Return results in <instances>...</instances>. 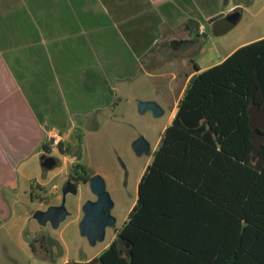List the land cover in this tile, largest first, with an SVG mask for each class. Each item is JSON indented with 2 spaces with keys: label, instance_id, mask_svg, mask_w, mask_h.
Instances as JSON below:
<instances>
[{
  "label": "rangeland",
  "instance_id": "rangeland-1",
  "mask_svg": "<svg viewBox=\"0 0 264 264\" xmlns=\"http://www.w3.org/2000/svg\"><path fill=\"white\" fill-rule=\"evenodd\" d=\"M27 1L41 19L46 16L43 15L44 11H48L51 19H58L62 11L47 1L46 8L42 7L44 0ZM71 1L76 4L83 2L81 11L84 17L80 14L77 19L82 16L86 20L83 26L88 33L83 40L62 41L61 48L66 53L57 63L60 68L57 71L61 77L63 99L68 106L79 105L88 113L71 115L69 120L64 121L66 127L70 126L74 130V134L71 132L60 136L63 143L61 147L65 150L74 144L73 150L79 149L81 153L79 162L91 175L97 174L104 179L106 191L113 202L111 215L116 223L106 229L104 240L95 246H91L81 236L78 228L82 218L81 207L86 201L95 200L88 182H79L77 193L65 197L69 216L58 229L54 230L50 225L40 226L31 219L39 208L45 210L43 208L48 203L61 202L62 186L69 179L71 170L70 162L63 161L64 153L60 150L46 155L56 159L55 167L49 170L42 167L45 155L38 152L44 140L37 135L31 150L19 160L17 196L13 191L9 200V204H15L7 214L4 211L0 213V264H67L86 262L99 255L110 244L114 232L122 226L131 211L140 178L151 161L163 130L171 123L173 102L178 92L172 74L181 72L183 67L187 68L189 65L186 62L190 61L200 67L213 64L219 61L218 55L224 56L235 47L264 36V0H227L221 6L211 0L203 6L209 13H215L219 8L227 10L233 4H241L243 9L215 24L197 15L199 24L206 29V35L199 38L200 43L177 42L171 45V41H164L153 49L152 56L138 62L133 60L123 40L111 30L93 0ZM66 11L67 17L75 15L72 8ZM18 25L23 28L22 24H16L10 11L0 4V47L4 50L15 49L28 42L30 32L14 31V27L20 28ZM90 27L96 30H90ZM145 42L148 44L150 41ZM172 59L175 62H169ZM52 89L53 94L54 86ZM110 100L112 103L109 105ZM139 101L155 102L164 113L159 117H154L149 110L140 114L137 109ZM92 108L94 110L89 111ZM256 120L260 121L259 118ZM60 121L63 122L62 119ZM258 121L260 125L264 119L260 123ZM139 137L149 143L148 154L137 156L134 153L132 143ZM19 138L21 142L24 140L22 135ZM61 166L63 174L59 172ZM46 181L50 182L48 185L57 184L55 191L48 195L50 186L40 188L35 185L34 196L36 193L41 194L48 202L31 200L30 183L42 185ZM56 195L58 201L54 200Z\"/></svg>",
  "mask_w": 264,
  "mask_h": 264
},
{
  "label": "trees",
  "instance_id": "trees-1",
  "mask_svg": "<svg viewBox=\"0 0 264 264\" xmlns=\"http://www.w3.org/2000/svg\"><path fill=\"white\" fill-rule=\"evenodd\" d=\"M193 68L116 238L67 264H264V122L251 117L264 107V38ZM61 146L69 177L86 184L80 150Z\"/></svg>",
  "mask_w": 264,
  "mask_h": 264
},
{
  "label": "crops",
  "instance_id": "crops-1",
  "mask_svg": "<svg viewBox=\"0 0 264 264\" xmlns=\"http://www.w3.org/2000/svg\"><path fill=\"white\" fill-rule=\"evenodd\" d=\"M45 1L52 3V7L61 8L62 11H60L58 19H51L47 13L48 11H44L43 15L46 16H43V19L39 15L36 16L31 3L27 0L0 2L10 11L16 24L23 25L22 29L19 25L20 28L14 27V31H28L31 34L28 42L23 46L11 50H4L0 47V213L4 211L7 214L8 210L15 204H9V200L13 196V191L17 196L19 160L29 149L31 150L36 141L35 137L39 135L44 140L41 145L42 149L38 154H44L46 157L44 146L47 147L46 138L48 133L53 130L60 136L66 133L69 135L74 130L70 126L69 128L66 127L64 121L69 120L71 115L88 113L79 105L76 107L74 105L68 106L63 99V90L60 84L61 77L58 74L60 68L57 65L66 53L65 49L61 48L62 41L77 38L83 40L88 33V30H84L83 26V24H86L81 11L83 2L76 4L71 0H60V2L44 0L45 4H42L44 8H46ZM93 1L100 8L111 30L123 40L133 60L138 62L152 56L153 49L160 46L164 41H171V45L177 42L194 45L200 43L199 38L206 35V29L199 24L197 15L215 24L226 16L243 9L241 4H233L227 10L219 8L215 13H209L204 10L203 6L210 3L211 0ZM214 1L218 6H221L225 5L227 0ZM71 8L75 10V15L67 17L66 10H71ZM80 14L83 17L77 19ZM221 14H223L221 18L214 19ZM200 26L204 27L203 33L198 30ZM90 30L96 29L90 27ZM263 38L264 36L241 44L224 56L218 55L219 61L213 64L200 67L195 63L199 69L198 72L221 63L239 47ZM145 41L150 42L147 44ZM171 61L175 62L174 59L169 62ZM186 64L189 65L187 68L183 67L181 72L176 71L175 74H172L173 81L177 83L178 92L173 102L174 109L170 117L171 121L176 114L178 102L189 79L197 73L193 68L192 61L190 63L186 62ZM191 67L192 70H190ZM53 86L54 92L52 94ZM51 95H54L55 98H52ZM111 103L110 100L109 105ZM93 110L94 108L89 111ZM61 119L63 122L60 121ZM20 135L24 137L22 142L19 138ZM73 145L69 146L73 147ZM20 151H22L21 155ZM67 156L70 157V155L64 154L62 159L64 162H70L71 168L74 158L71 157V159ZM63 170V166H61L59 172L63 174ZM48 183L50 182L46 181L42 185L37 182L30 183V199L36 201L34 194L32 195V190L36 186L40 188L50 186L47 192L48 195L54 192L57 184L48 185ZM54 200L58 201L57 195ZM53 204L56 205L57 202H50L43 209ZM119 229L114 232L111 242L116 238Z\"/></svg>",
  "mask_w": 264,
  "mask_h": 264
},
{
  "label": "water",
  "instance_id": "water-1",
  "mask_svg": "<svg viewBox=\"0 0 264 264\" xmlns=\"http://www.w3.org/2000/svg\"><path fill=\"white\" fill-rule=\"evenodd\" d=\"M223 14L216 16L214 19L221 18ZM137 109L140 114L149 110L154 117L161 116L164 111L152 101L137 102ZM258 110V109H256ZM254 111V110H253ZM251 112L252 121L255 126L264 119V107L258 112ZM132 149L137 156L148 154L150 151L149 143L143 138L139 137L132 143ZM56 165L54 157H45L42 163L44 169H52ZM78 183L71 180L65 181L62 186V200L57 205H50L45 210H36L31 219L35 220L40 226L50 225L52 229L56 230L62 222L69 216V212L65 207V197L68 194L75 195L77 193ZM88 188L95 200L86 201L82 207V218L79 222L78 228L81 236L85 237L91 246H95L97 242H102L105 238L106 229L112 227L116 220L111 215L113 202L106 191L104 179L100 175H92L88 180Z\"/></svg>",
  "mask_w": 264,
  "mask_h": 264
},
{
  "label": "built area",
  "instance_id": "built-area-1",
  "mask_svg": "<svg viewBox=\"0 0 264 264\" xmlns=\"http://www.w3.org/2000/svg\"><path fill=\"white\" fill-rule=\"evenodd\" d=\"M198 30L203 33L204 27L200 26ZM61 144V137L56 131H50L46 138L47 151L51 154L52 152L58 151Z\"/></svg>",
  "mask_w": 264,
  "mask_h": 264
},
{
  "label": "flooded vegetation",
  "instance_id": "flooded-vegetation-1",
  "mask_svg": "<svg viewBox=\"0 0 264 264\" xmlns=\"http://www.w3.org/2000/svg\"><path fill=\"white\" fill-rule=\"evenodd\" d=\"M227 17H229V16H226L225 18H227ZM225 18H224V19H225ZM45 154H46V155H50V153H49L48 151H47V152H45ZM55 160H56V159H55ZM68 180H71V178L69 177V179H68ZM71 181H73V180H71Z\"/></svg>",
  "mask_w": 264,
  "mask_h": 264
}]
</instances>
